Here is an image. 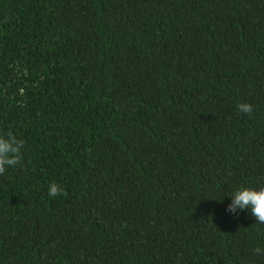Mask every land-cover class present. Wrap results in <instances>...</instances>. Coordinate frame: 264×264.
Segmentation results:
<instances>
[{"label":"trees","instance_id":"16d2710c","mask_svg":"<svg viewBox=\"0 0 264 264\" xmlns=\"http://www.w3.org/2000/svg\"><path fill=\"white\" fill-rule=\"evenodd\" d=\"M8 131L0 264H264V0H0Z\"/></svg>","mask_w":264,"mask_h":264},{"label":"clouds","instance_id":"9594fccd","mask_svg":"<svg viewBox=\"0 0 264 264\" xmlns=\"http://www.w3.org/2000/svg\"><path fill=\"white\" fill-rule=\"evenodd\" d=\"M238 111L251 115L252 106L247 103H241L238 106ZM25 142L18 139L11 132L0 133V175L5 174L6 170L15 167L22 162L23 148ZM62 188L53 183L49 188V195L52 197L61 195ZM231 203L228 205L227 211L236 213L237 209L242 211H250L255 217L257 223L264 224V187L256 188H238L231 197ZM262 249H253L254 254H260Z\"/></svg>","mask_w":264,"mask_h":264}]
</instances>
